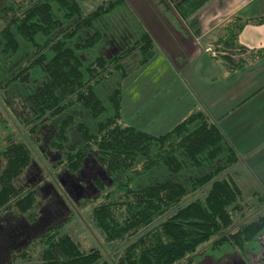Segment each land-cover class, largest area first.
I'll return each instance as SVG.
<instances>
[{
	"label": "trees",
	"instance_id": "16d2710c",
	"mask_svg": "<svg viewBox=\"0 0 264 264\" xmlns=\"http://www.w3.org/2000/svg\"><path fill=\"white\" fill-rule=\"evenodd\" d=\"M211 1L178 0L172 7L198 37L199 12ZM119 8L133 18L137 36H127L125 42H131L123 49L90 55L103 41L97 23ZM263 20L234 15L216 28L214 55L228 73L264 55V49L249 51L238 40L246 25ZM154 53L153 38L125 0H103L88 13L77 0H0L2 99L12 91L24 98L33 144L41 126L58 122L49 148L59 154L56 163L66 174L78 173L88 159L98 166L102 179L93 183L99 198L104 194L93 205L91 220L105 241L125 242L118 258L108 261L99 250H85L69 234H59V222L49 230L39 264H195L206 251L255 249L264 215L233 230L244 198L231 173L238 156L215 121L195 109L153 135L122 120L121 82ZM132 57L134 66L128 68ZM109 79L113 85L104 92ZM0 144V209L34 220L38 192L16 184L32 164L33 151L11 134ZM112 179L115 185L106 191L102 181ZM25 258L13 256L14 262L37 264Z\"/></svg>",
	"mask_w": 264,
	"mask_h": 264
},
{
	"label": "rangeland",
	"instance_id": "374dc122",
	"mask_svg": "<svg viewBox=\"0 0 264 264\" xmlns=\"http://www.w3.org/2000/svg\"><path fill=\"white\" fill-rule=\"evenodd\" d=\"M77 1L79 2L82 10L85 13H88L103 0ZM154 1L157 3V0ZM129 2L132 4L130 9L134 13V16L140 20V17H144L143 21L146 25L145 28L150 33L154 41L155 57L153 56L154 58L150 62H147L138 69L131 71V73L121 82L122 120L125 122V124L146 131L150 134H160L162 133V129L173 126L180 118L184 116L186 112H190L195 109L203 110L204 104L195 93L201 87L207 89L212 88L214 86L215 80L214 78L210 77L207 79V81H205L204 78H202V81H200L199 77H202L203 72H201L199 67L202 65L203 69H207L213 65H210L211 62L209 59V54L206 55L204 53V46L200 42V46L194 53L189 51L186 47H184V49H178L179 53L182 54V57H180L178 54L174 55L165 51L163 52L157 42V36L161 37L159 28H155L157 29V33L150 32L145 17V14L150 16V13H148L150 7L149 0L146 1L145 8L140 7L138 4L139 0H129ZM162 6L163 5H158V8H155L157 13L153 15L152 18L154 22L151 23L152 25H159V23L162 21L163 28L165 31H167L165 27L168 26H166L161 19V11L159 10L162 8ZM163 14L165 15L164 11ZM134 26L133 18L127 10L123 8L116 9L112 14L108 15L97 23V27L100 28L102 32H104L103 41L96 48H94L93 51L90 52V55L93 56L99 53L108 55L113 51H118L116 50L118 48L123 49L124 43L128 44L131 42V38L125 42L127 36L136 37L138 34V30L137 28H134ZM110 36L114 38L113 42H111ZM211 40H213V37ZM211 40L209 39L207 42L211 43ZM168 55L170 57H168ZM134 59L135 58L132 57L126 61L128 68L134 66ZM159 59H161V61L167 65L171 72L178 77L183 86V90L181 92L182 94L179 97H175L173 100H170L171 87L170 85H167L162 96H159L156 101L150 100L145 108L140 106V104H142L141 98H139L135 104L130 102L129 100L131 99V91L125 98L129 87L134 84H139L140 81L143 80L140 79L139 76L150 69L154 62ZM191 74H193L192 81L188 79ZM112 85L113 80L109 79L103 84L102 90L104 92L108 91V88H111ZM134 87L135 86H133V88ZM2 91L3 90L0 88V139L4 138L6 135H14L18 139L24 140L26 143H28L34 154V165L32 170H30L28 174H25L24 172V174L16 180V184L21 185L25 189H30L34 185V180L36 178L41 177L43 180L40 186L36 187V189L39 190L37 191L38 196L33 208L35 216H38L40 213L39 211L43 209L44 206H46V203H48L50 199L54 201L62 200L64 206L60 207L56 205L58 214L55 221L65 220L59 228V234H69L73 240L78 242L85 250L90 248L97 249L100 251L104 259L112 262L115 261L121 254L122 249L125 246V242L105 241L103 234L94 226L90 216L93 205L101 202L102 195L104 194L102 192L101 197L99 198L98 187L95 183H93V179L101 178L100 169L92 160L88 159L78 173L75 175H68V177H66L65 169L61 168L62 166H59L60 163H56L60 158L59 154L49 148L50 139L55 132L58 122L56 121V123L54 122L41 126L37 130L36 134L39 141L38 143L33 144L29 135L27 134L29 126L25 124L30 119V108L26 106L24 98L13 91L9 93L5 99L6 101H4L2 99ZM124 101L127 102L125 104L127 113H131L133 110L138 109L139 106L142 107V109L133 112V115H128L125 117ZM31 138H33V136H31ZM231 173L232 175H235L234 167L231 169ZM58 177L68 179L69 183L77 186V188L75 186L72 187L71 193L67 191V188H65L67 198H64V196H59V198L54 196L56 189L54 182L58 181ZM102 182H105L103 185L106 187V191L113 189V186L115 185L114 179H112V181L103 180ZM45 186L51 187V189H45V191H48L47 196H44L45 193L40 191V189ZM74 188L76 189L73 190ZM243 196L242 214L236 215L233 230L241 223L253 221L259 216L264 215V191L256 190L255 192H252L251 190H244ZM44 197L45 199H43ZM47 197L49 199H47ZM14 215V218L23 217V215H19L15 211ZM35 237H37V234ZM42 243L43 242L38 239L29 245L30 247L26 248V255L28 258L25 259L39 264L40 255L45 248V243ZM208 245L209 243L202 245L197 253L203 251ZM253 246L258 247L259 249H264V231L256 237ZM248 250L252 249L248 248ZM228 251L229 250L227 248L218 251H206L202 255L200 254L201 256L199 255L200 257L196 259L195 264H225L231 259V257H235V255L238 254L234 251ZM22 263V259H17L15 262L13 260L12 264ZM175 264H185V262L180 261Z\"/></svg>",
	"mask_w": 264,
	"mask_h": 264
},
{
	"label": "crops",
	"instance_id": "0c3cea01",
	"mask_svg": "<svg viewBox=\"0 0 264 264\" xmlns=\"http://www.w3.org/2000/svg\"><path fill=\"white\" fill-rule=\"evenodd\" d=\"M125 1L130 9L132 4L129 0ZM146 1L139 0L138 4L140 7L145 8ZM159 1L161 3H158ZM176 1L178 0H157L156 3L154 0H149L148 13H150V16L145 14V17L150 32L157 33L155 28L158 27L161 34V37L157 36L159 47L163 52L178 54L180 57H182V54L179 53L178 49L186 47L194 53L200 46L199 42L203 44L204 53L209 54L210 65L213 66L203 69V66L200 65L199 69L203 73L199 80L202 81V78H204L207 81L211 77L214 78L215 83L212 88L201 87L195 93L204 104L202 111L219 125L237 153L238 161L234 166L235 175H233L242 193L244 190L264 191V55L253 60L243 69L228 73L221 60L215 57L213 50L215 40L213 33L216 28L234 15L243 20L258 17L264 19V0H212L199 12L198 19L201 34L198 37L190 33L184 22L174 11L172 4ZM158 5H163L159 10L161 11V19L168 26L165 27L167 31L163 28L162 21L159 25H152L151 23L154 22L152 17L157 13L155 8H158ZM140 18L141 20L139 18L137 20L146 30L144 17ZM212 37L213 40H211ZM209 39L211 43L207 42ZM238 40L249 51L264 49V20L260 24L246 25L239 33ZM168 57L170 56L168 55ZM139 77L143 80L137 85H131L125 98L131 91L129 101L135 104L141 98L142 104L140 106H143V108L150 100L156 101L159 96H162L167 85L171 87L170 100L182 94L183 86L181 82L161 59L155 61L152 67ZM188 79L192 81L193 74ZM133 86L135 87L133 88ZM126 103L124 101L125 117L142 109L139 106L138 109L127 113ZM187 113L189 112H186L184 116ZM169 128L162 129V133Z\"/></svg>",
	"mask_w": 264,
	"mask_h": 264
},
{
	"label": "flooded vegetation",
	"instance_id": "af4514ba",
	"mask_svg": "<svg viewBox=\"0 0 264 264\" xmlns=\"http://www.w3.org/2000/svg\"><path fill=\"white\" fill-rule=\"evenodd\" d=\"M33 165L32 162L25 171V174H28L30 170H32ZM65 176L68 177V174L65 173ZM34 181L32 189H36V187L40 186L41 182H43L41 177L36 178ZM54 183L56 187L54 196L57 198H59V196L67 198L65 188H67V191L70 193L73 186L77 188L76 185L69 183L68 179L62 177H58V181ZM46 188L51 189L50 186H45L40 189V191L45 193L44 196L48 194V191H45ZM38 190L36 189V191ZM43 199H45V197ZM47 199L49 198L47 197ZM56 205L60 207L64 206L62 200L54 201L50 199L48 203H46V206L39 211L40 213L38 216H35L34 220L24 215L21 218H14V211L0 209V264H10L13 261V256L22 253L27 254L26 248L30 247L29 245L36 240L40 239L43 243L48 240L50 237L48 233L49 230L52 229V226L54 224H59V222H64L62 220L55 221L58 214ZM36 234L37 237H35ZM225 264H264V249H259L258 247H255L254 250L246 249L242 253L235 255V257H231Z\"/></svg>",
	"mask_w": 264,
	"mask_h": 264
},
{
	"label": "bare ground",
	"instance_id": "6f19581e",
	"mask_svg": "<svg viewBox=\"0 0 264 264\" xmlns=\"http://www.w3.org/2000/svg\"><path fill=\"white\" fill-rule=\"evenodd\" d=\"M112 35H113V33H112ZM112 35H111V36H112ZM111 36H110V37H111ZM113 39H114V38H113Z\"/></svg>",
	"mask_w": 264,
	"mask_h": 264
}]
</instances>
